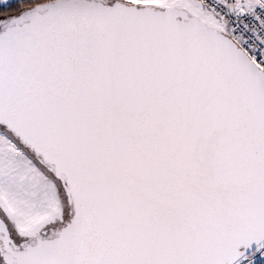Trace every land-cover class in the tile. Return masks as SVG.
Listing matches in <instances>:
<instances>
[{
    "label": "snow or ice",
    "instance_id": "obj_1",
    "mask_svg": "<svg viewBox=\"0 0 264 264\" xmlns=\"http://www.w3.org/2000/svg\"><path fill=\"white\" fill-rule=\"evenodd\" d=\"M0 264H264V0H0Z\"/></svg>",
    "mask_w": 264,
    "mask_h": 264
}]
</instances>
